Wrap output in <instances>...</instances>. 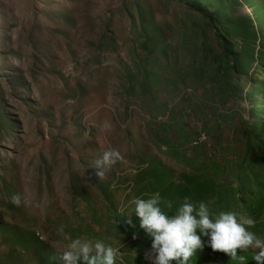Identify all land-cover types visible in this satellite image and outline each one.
I'll use <instances>...</instances> for the list:
<instances>
[{
    "label": "rangeland",
    "instance_id": "1",
    "mask_svg": "<svg viewBox=\"0 0 264 264\" xmlns=\"http://www.w3.org/2000/svg\"><path fill=\"white\" fill-rule=\"evenodd\" d=\"M157 192L264 238V0H0V264H61L76 238L153 264L131 201ZM202 240L188 264H255Z\"/></svg>",
    "mask_w": 264,
    "mask_h": 264
},
{
    "label": "clouds",
    "instance_id": "2",
    "mask_svg": "<svg viewBox=\"0 0 264 264\" xmlns=\"http://www.w3.org/2000/svg\"><path fill=\"white\" fill-rule=\"evenodd\" d=\"M110 127L107 122L103 125L105 130ZM121 161L123 157L118 150L109 148L103 151L94 162L96 176L103 179ZM12 202L19 206L20 196H13ZM131 203L134 215L139 219V227L152 240V251L145 258L149 259L154 254L153 264H188L197 250H203L202 237H207V244L213 252L223 253L231 260L239 258L243 261L244 257H238V251L253 250L255 264H264V238L250 231L256 221L245 214L221 211L213 217L205 203L197 205L186 197L175 208V213L169 215L161 207L158 192L147 200L135 198ZM165 207L172 210L174 205L169 201ZM126 223L131 225V218L126 219ZM118 255L119 249L103 240L76 238L54 259L58 258L61 264H78L79 261L83 264H115Z\"/></svg>",
    "mask_w": 264,
    "mask_h": 264
},
{
    "label": "trees",
    "instance_id": "3",
    "mask_svg": "<svg viewBox=\"0 0 264 264\" xmlns=\"http://www.w3.org/2000/svg\"><path fill=\"white\" fill-rule=\"evenodd\" d=\"M197 6H198V8H199L200 10H203V8L199 6V4H198ZM206 15H207V16H210L209 13H206Z\"/></svg>",
    "mask_w": 264,
    "mask_h": 264
}]
</instances>
